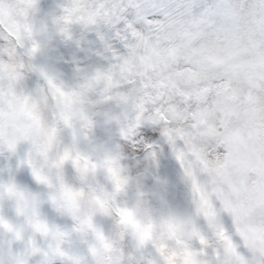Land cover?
Wrapping results in <instances>:
<instances>
[{
    "label": "snow or ice",
    "instance_id": "6c2138e0",
    "mask_svg": "<svg viewBox=\"0 0 264 264\" xmlns=\"http://www.w3.org/2000/svg\"><path fill=\"white\" fill-rule=\"evenodd\" d=\"M229 6L0 0V264H241L224 237L264 264L247 238L264 195L205 171L140 76L152 21L183 31Z\"/></svg>",
    "mask_w": 264,
    "mask_h": 264
},
{
    "label": "rangeland",
    "instance_id": "374dc122",
    "mask_svg": "<svg viewBox=\"0 0 264 264\" xmlns=\"http://www.w3.org/2000/svg\"><path fill=\"white\" fill-rule=\"evenodd\" d=\"M228 3L207 25L198 21L183 31H166L162 20L152 21L161 32L155 42L145 38L140 76L151 86L148 99L163 100L164 118L190 137L205 171L214 167L251 198L264 195V3ZM250 233L252 250L264 251V232ZM185 264L199 261L188 251Z\"/></svg>",
    "mask_w": 264,
    "mask_h": 264
}]
</instances>
